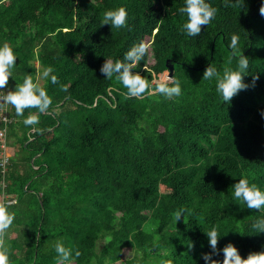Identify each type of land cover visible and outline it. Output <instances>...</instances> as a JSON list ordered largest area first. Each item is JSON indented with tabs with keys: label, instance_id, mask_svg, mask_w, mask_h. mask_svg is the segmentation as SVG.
<instances>
[{
	"label": "trees",
	"instance_id": "trees-1",
	"mask_svg": "<svg viewBox=\"0 0 264 264\" xmlns=\"http://www.w3.org/2000/svg\"><path fill=\"white\" fill-rule=\"evenodd\" d=\"M210 2L215 20L191 38L180 31L183 0H0V42L18 51L17 83L47 66L59 80L42 81L53 105L34 129L10 109L7 139L19 155L3 192L18 201L10 264H55L57 240L80 252L75 264H204L212 226L224 235L218 249L261 250L264 234L251 224L264 210L231 192L242 177L264 188V0ZM118 6L129 10L128 27L102 26V13ZM233 34L237 56L249 58L245 82L257 79L226 104L202 77L210 63L221 75L237 64ZM141 40L150 47L135 71L150 82L175 74L180 97L128 99L100 73ZM179 208L186 214L176 222Z\"/></svg>",
	"mask_w": 264,
	"mask_h": 264
},
{
	"label": "clouds",
	"instance_id": "clouds-1",
	"mask_svg": "<svg viewBox=\"0 0 264 264\" xmlns=\"http://www.w3.org/2000/svg\"><path fill=\"white\" fill-rule=\"evenodd\" d=\"M240 8L244 0H236ZM260 14L264 16V2L260 6ZM178 12L185 16V22L181 25V33L187 37L197 38L202 32V26L206 28L215 20L217 8L213 7L210 0H183V6ZM129 10L126 6L110 8L102 13L101 25H109L110 29H124L128 27ZM239 36L233 34L228 41V48L233 53V58L238 62L234 67L223 68V74L213 64H209L203 72V80L215 81V90L220 98L230 104L232 98L241 91L255 86L254 77L251 84L246 83L249 71V58L240 52ZM150 45L144 40L133 44L124 54L122 60L105 59L100 67V73L106 79L115 77L126 89L122 94L128 98H144L145 95H160L165 99H173L182 95L181 81L176 75L169 73L157 74L154 82L145 79L144 75L135 71V65L142 61ZM19 58L18 51L8 42H0V108L11 106L16 117H21L25 127L35 128L40 123L38 114H46L53 105V99L49 95L48 88L41 84V81L50 82L51 85H58L59 80L54 74L52 66L43 67L38 77L25 75L20 83L14 78V70ZM12 78L16 83L14 88L9 87V80ZM67 91L66 87L62 88ZM28 110L27 115H25ZM35 110V111H32ZM264 117V112L261 113ZM10 149V147H9ZM11 152V149L9 150ZM13 157V154H12ZM7 163V158L3 161ZM7 186V185H6ZM3 188V185H0ZM231 196L234 201H239L245 208L260 212L264 210V188L259 187L255 182H249L247 178L239 179L233 186ZM0 201V264H10V252L7 241L12 238V226L16 219L15 214L10 209L14 208L18 201L9 199L3 195ZM239 205V204H237ZM182 214H186V209L179 208L174 212L176 222L181 219ZM251 229L264 234V217H258L252 224ZM208 240L210 252L204 253L202 259L204 264H264V244L260 251H254L243 257L232 242L227 243L223 248L217 247L219 239L224 236L219 234L216 226H212L204 232ZM191 247V244L189 245ZM55 264H75L80 252L65 246L63 240H57L55 244ZM222 259H213V257Z\"/></svg>",
	"mask_w": 264,
	"mask_h": 264
},
{
	"label": "built area",
	"instance_id": "built-area-1",
	"mask_svg": "<svg viewBox=\"0 0 264 264\" xmlns=\"http://www.w3.org/2000/svg\"><path fill=\"white\" fill-rule=\"evenodd\" d=\"M9 108V109H8ZM11 106L5 108H0V174L2 177L0 178V185H3V188H0V192L4 198V190L6 188V173L8 170V166L10 164V160L12 158L11 152L9 151L8 144V127L11 123L14 122V119L9 115ZM7 158V163L4 164L3 161Z\"/></svg>",
	"mask_w": 264,
	"mask_h": 264
},
{
	"label": "rangeland",
	"instance_id": "rangeland-1",
	"mask_svg": "<svg viewBox=\"0 0 264 264\" xmlns=\"http://www.w3.org/2000/svg\"><path fill=\"white\" fill-rule=\"evenodd\" d=\"M37 64V63H36ZM37 66L39 67V65L37 64ZM40 74V73H39ZM39 76V75H38ZM43 82L41 81V84H42ZM9 109V108H8ZM13 139L11 138V137H9V141L11 142ZM9 147H10V149H11V155L13 154V157H12V159L13 158H16L17 157V159H18V157H19V155H18V146L16 145V144H11L10 143V145H9ZM19 230V228L16 230V231H18ZM15 234V232H13V235ZM12 235V236H13Z\"/></svg>",
	"mask_w": 264,
	"mask_h": 264
}]
</instances>
